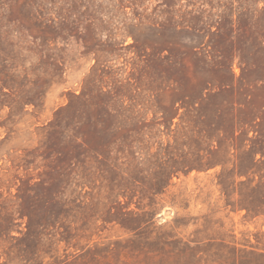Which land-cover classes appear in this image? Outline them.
Masks as SVG:
<instances>
[{"label": "rangeland", "instance_id": "rangeland-1", "mask_svg": "<svg viewBox=\"0 0 264 264\" xmlns=\"http://www.w3.org/2000/svg\"><path fill=\"white\" fill-rule=\"evenodd\" d=\"M0 264H264V0H0Z\"/></svg>", "mask_w": 264, "mask_h": 264}]
</instances>
